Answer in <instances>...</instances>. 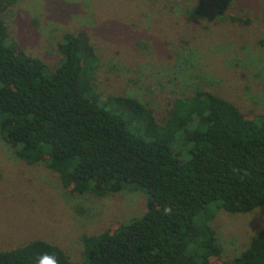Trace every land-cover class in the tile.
<instances>
[{
	"label": "trees",
	"instance_id": "trees-1",
	"mask_svg": "<svg viewBox=\"0 0 264 264\" xmlns=\"http://www.w3.org/2000/svg\"><path fill=\"white\" fill-rule=\"evenodd\" d=\"M0 0V136L22 162H43L74 195L142 190L144 213L82 237V260L33 240L0 251V264H264V228L231 260L208 207L244 214L264 204V113H242L209 92L177 98L163 121L124 96L101 98L83 32L66 33L50 70L8 38ZM231 20H236L231 17Z\"/></svg>",
	"mask_w": 264,
	"mask_h": 264
},
{
	"label": "rangeland",
	"instance_id": "rangeland-1",
	"mask_svg": "<svg viewBox=\"0 0 264 264\" xmlns=\"http://www.w3.org/2000/svg\"><path fill=\"white\" fill-rule=\"evenodd\" d=\"M233 17L236 20H231ZM8 38L50 70L66 33H85L101 98L124 96L166 119L195 91L264 113V0H15L2 13ZM142 190L74 195L43 162L28 165L0 136V251L33 240L82 260V237L141 216ZM210 225L231 260L264 228V204L232 214L210 205Z\"/></svg>",
	"mask_w": 264,
	"mask_h": 264
},
{
	"label": "clouds",
	"instance_id": "clouds-1",
	"mask_svg": "<svg viewBox=\"0 0 264 264\" xmlns=\"http://www.w3.org/2000/svg\"><path fill=\"white\" fill-rule=\"evenodd\" d=\"M39 264H59L55 256L45 254L40 258Z\"/></svg>",
	"mask_w": 264,
	"mask_h": 264
}]
</instances>
